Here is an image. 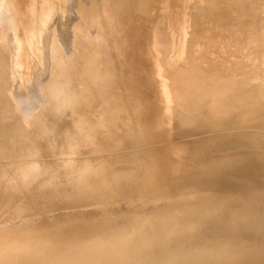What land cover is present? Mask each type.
Returning a JSON list of instances; mask_svg holds the SVG:
<instances>
[{"label": "rangeland", "instance_id": "obj_1", "mask_svg": "<svg viewBox=\"0 0 264 264\" xmlns=\"http://www.w3.org/2000/svg\"><path fill=\"white\" fill-rule=\"evenodd\" d=\"M263 8L264 0H1L0 264H26L27 256L49 252L41 245L60 238L62 231L56 232L51 223L64 219L68 221L62 230L67 232L61 237L132 219L140 225L145 215L167 209H171L167 211L172 218L189 214L194 223L200 224L221 209L219 197L237 199L251 193L260 199L257 208L236 212L245 214L255 226L261 224L264 142L260 147L256 142L264 141V125L249 118L238 125L235 121L236 115L244 118L255 113L257 109L246 93L252 95L250 92L256 93L264 85ZM106 54L109 58H105ZM48 56L52 57V69ZM260 69L262 77L256 74ZM57 70L61 73H54ZM63 75L69 82L64 97L69 104L65 109L55 100L61 92L57 81H63ZM129 87L135 90L125 92ZM42 88L47 97L30 96ZM135 95L143 102L135 103ZM102 96L106 102L104 117L93 112L91 105H75L81 97L103 100ZM191 97L203 98L200 106L204 114L214 103L223 115L231 112L224 111L225 106L236 107L235 116H225L218 126L216 122L209 123L213 128L192 133L191 141L202 143V139L211 138L234 142L233 138L240 136L252 146L244 148L247 152L238 149L227 159L233 162L228 171L210 169L199 174L194 170L176 187L160 185L165 182L162 177L156 185L151 177L157 168V153L167 152L168 161H174L179 171L191 160L184 146L187 139L173 135L176 124L188 125L183 119L185 124L180 123V115L185 110L183 101L191 105ZM263 97L261 94L255 101L264 105ZM207 98L211 99L207 102ZM122 101L131 102L128 105L132 107L120 114V107H126ZM78 124L83 125L79 128ZM197 147L205 149L200 143ZM203 152L197 151L196 155ZM159 156L166 161L164 154ZM258 161L261 166L254 165ZM147 175L146 181L132 179ZM240 176L248 179H239L243 181L241 186L228 190ZM115 179L122 184L130 180L140 183L122 188L112 183ZM140 186L148 187V191L124 196L127 189ZM113 189L121 192L120 197H110L115 193ZM212 199L218 205L211 204ZM191 201L196 213L188 208ZM183 204L189 205L185 208ZM210 204L219 209L213 210ZM207 205L212 210L210 214ZM204 206L206 213L202 211ZM164 227L161 241L165 243L172 229ZM192 231L188 233H192L190 239V235L182 236L190 243L195 237V229ZM226 231L231 234L235 228L226 226ZM89 233L84 246L90 249V245H103L95 233ZM195 238L198 245L185 247L179 253L198 247L192 251H201L202 256H212L208 253L214 252L212 259H216L183 264H264L263 257H256L257 237L243 243L240 259L230 258L237 254L233 251H225L226 255L219 251L223 256L214 249L206 253V237ZM188 241L184 242L190 244ZM258 246L264 251L263 244Z\"/></svg>", "mask_w": 264, "mask_h": 264}, {"label": "bare ground", "instance_id": "obj_2", "mask_svg": "<svg viewBox=\"0 0 264 264\" xmlns=\"http://www.w3.org/2000/svg\"><path fill=\"white\" fill-rule=\"evenodd\" d=\"M259 53H258V55H260ZM261 55H262V53H261ZM106 56H107V54L105 55V58L108 57V56L107 57ZM255 56H256V54H255ZM256 71H258V70H256ZM260 71L262 72L261 69L258 72H260ZM261 72L256 73V74L259 75V74H261ZM259 76L262 77L263 75L262 76L259 75ZM164 78H162V79H164ZM162 83H163V81H162ZM109 85L111 86V84H109ZM109 85H108V87H109ZM101 89H102V87H101ZM134 90L135 89L133 87H129L126 89L125 92L129 93L131 91V93H132V91H134ZM250 93L252 95L246 93V95H247L246 97L248 99H250V101H252L251 104L253 105L254 109H257V110L256 111L254 110L255 111L254 114H251L250 116H247L244 118H239V116L236 115L235 123L237 125L242 124V123H246L245 119L249 118L250 121L256 120V122L258 124L264 125V105L260 104L261 102H259V101H257V102L255 101L257 98L260 97L261 94L262 95L264 94V85L261 86V88H259L256 93L255 92H250ZM140 97H142V96H140ZM144 97H146V95ZM168 97L171 98L170 95H168ZM98 98L100 99V97H98ZM98 98L87 100V99H84L81 97L78 100V102L75 103V105H79V104L91 105L93 108L92 109L93 112H95L97 115L103 116V115H105L104 113H106L105 107L103 106V103L105 100H104L103 96L101 97V98H103V100H98ZM132 98H133V101L135 103L143 102L141 100V98H139L136 95H135V97H132ZM172 99L174 100V97ZM209 99H211V98H209ZM209 99L207 98V102ZM111 100H113V99H111ZM178 100H179V98H178ZM180 101H178V102L180 103ZM202 101H203V98H201V97H191V99L189 100L191 105H189V103H187V101H183L184 104H182V106L184 107L185 110H183L182 113L180 110H178V112L180 111L179 113H181V115H180L181 118L179 117L180 123H184V122L186 123V121H187L189 126L176 124L177 126L176 125L174 126L175 133L173 134V132H171L175 137L184 136L185 139H187V142L184 143V146H185V150H186L187 159L190 157L191 160L190 161L187 160V162L184 164V166H181L182 169L179 171L178 168H175L177 164L175 165L174 161H172V162L168 161V157L170 155L167 154V152L157 153V155L159 157V158H156V161H155L157 168H156L155 172H153L154 175H152V177H151V178L155 179L156 185L159 184V183H157V182H159L158 179L160 177H162L165 180V182H161L160 185L165 183L166 187H170V188L176 187L179 185L178 184L179 180L182 181L183 178H186L185 177L186 175H189L194 170L199 172V174H201L204 171H208L210 169L220 170L221 168H223L221 170V172H223L225 169H227V171H228L231 169L233 162L231 161V159L229 161L227 159H229V157L234 155L238 149L244 150L245 152H247L248 150H246L244 148H249L248 146H252V144L245 141L246 138L240 137V136H235L233 138L234 142H233V140L231 142H229L231 140L230 138H229L230 139L229 141L227 139H211V138L209 139V141L207 139H202V140H205V141H202V143H201V141H198L197 143L194 141H191L192 139H194V136H193L194 133L196 134L198 132H202L203 130L209 131V129H212L213 127L209 126V125H211L209 123L212 122L213 123L212 125H214V123L216 122L215 126L221 125L222 120L224 119L225 116L228 117L229 115L232 114V117H233V116H235V113H236L235 112L236 107L229 105V106H225L224 111L230 110L231 112L226 114V115H223L224 113H223L222 109L218 108L216 103H214L213 107H211V110H209L210 112H208V113L206 112L207 114H204V110H202L203 108H201V106H200L201 105L200 103ZM122 102L126 106L125 108L121 109V107H120V110H118V108L116 107L118 110V113H120V114L124 113L125 109H129L130 107H132V106L128 105L131 102H129V103L128 102L124 103V101H122ZM207 102H206V104H207ZM107 103H108V101H107ZM175 104H174V106H175ZM178 105L176 108L181 106V104L179 106ZM182 106L179 108L181 109ZM170 108H169V111H171ZM176 108H174V111H176L175 110ZM190 109L192 110V112ZM131 110H132V108H131ZM206 111H208V110H206ZM72 112H74V111H72ZM167 113H168V111H167ZM170 115L173 116V111H172V114H170ZM207 115H209V116H207ZM176 116L177 115L174 114V117H176ZM178 116H179V114H178ZM96 119H97V117H96ZM182 119H183V121L184 120L185 121L181 122ZM169 121L174 122V121H176V119L175 120L173 119L172 121L169 119ZM87 122H86V124H87ZM82 125H80V126H82ZM78 126H79V124H78ZM78 126H76V128H78ZM80 126H79V128H80ZM171 126H173V125H171ZM169 127H170V124H169ZM86 128L87 127H85V129ZM69 132H70V130H69ZM67 134H69V133H67ZM172 134H171V136H172ZM71 135H73V133ZM71 135H70V137H71ZM64 136L66 137V135H64ZM70 137H68V138H70ZM77 137H79V136H77ZM66 138L64 140H66ZM56 140H58V139H56ZM59 142H60V140H59ZM59 142H57V143H59ZM262 142H264V141L258 140V142H256V146L260 147L263 144ZM198 143L203 144L205 149H203L202 147H197ZM219 144H220V147L217 146ZM176 145H177V143H176ZM176 145H174V146L176 147ZM178 149H180V148L178 147ZM177 150H176V152H178ZM202 150H205V152H203V154L201 156L196 155L197 151H202ZM159 152H161V150ZM181 153H179V155H181ZM159 154H164L166 161H162L161 160L162 157L160 158ZM183 156H184V154H183ZM180 158L182 159V157H180ZM179 160H177V161H179ZM181 164L182 163H180V165ZM261 164H262V162L258 161L254 165L255 166H261ZM244 170H246V169H244ZM177 171H179V172H177ZM243 175H246V174H243ZM147 177H148V175L145 176L144 178H141V176H139L138 178L136 177V179H134V178H132V179L138 180L140 178L139 180H142V181L145 180L146 181ZM114 178H116V177H114ZM151 178H149V179H151ZM235 179H238V180H235ZM235 179L230 183L228 190H230V189L233 190L236 186L240 187L241 186L240 183H242L243 181L239 180V179H248V178H245V176L244 177L240 176V177H235ZM112 181H113L112 183H119V185L122 188L128 187L130 185L135 186L136 184L140 183V182L134 183L135 181H131V180H130V182L129 181L124 182L123 184L120 181H117L116 179L112 180ZM93 182H97V179H94ZM97 184L100 185L99 182ZM160 185H158V187ZM114 188H116V187H114ZM147 189H148V187L142 188L141 186L135 187V188H130V189H127L125 191V193H123V194H124V196H130V195H135V194L137 195L140 193L143 194V192L148 191ZM115 190H114L115 193L112 196L110 195V197L117 198V195H118V197H120L119 195L121 194V192H116ZM150 190L151 189H149V191ZM98 197L100 198L101 196H98ZM103 198H106V197H101V200ZM223 198H224V196H221L217 199V200L220 199L221 203L223 202V204H222V207L220 210H216L217 212L215 211L216 212L215 216H213V218L211 219L212 214L214 213L213 212L211 214V216L209 217V219H211V220H209L207 222H205V221L201 222L200 224H198L196 222L198 224L197 226L194 225L196 223H194V220H191L192 217H189L188 216L189 214L187 216H179L178 215L179 216L178 218H172V214L168 215V213H170V211H167V210H171V209L156 211V212H153L151 214H148V216L145 215V218L146 217L147 218L140 225H139V222L133 221V219H132V220H127L121 224H117L116 226L114 225L111 227H108L106 225L103 228H101V227L92 228V229H87L84 231L76 230V231L67 233L66 235H64L62 237H61L62 233L65 231L67 232L66 229L62 230V228L65 225V221H68V220L64 219L62 222H53V223H51V225H54L57 228L56 232H59L60 230L62 231L60 234V238L46 242V243L41 245V248H43V249L48 247V250L50 249L49 252L45 251L44 254L42 252H35L30 257L27 256L24 261L26 264H160V263L161 264H183V262H185V261H187V263H196L198 261L202 262V261L215 260L216 259L215 257H214L215 259H212L214 252L211 253L209 251V250L212 251L213 249L215 251L217 250L218 251V252L216 251L217 255H218V253H220L221 256H223L224 254L226 255V253L228 251L237 252V254H234L235 257H230V254L233 252H230V254H228L227 256H229L230 258L240 259L239 256L242 255L243 247H244L243 243L248 242V241L254 239L255 237H257V243L254 244V247L258 250V254L256 255V257L257 258L258 257L264 258V251H261L260 249H262V247L259 248V246H258L259 244L264 245V242H263L264 241V218H261V220H262L261 224H259L258 226H255V224L248 221V219L245 216H243L245 214L236 212V211H242L245 213L248 210L254 211L257 208L258 204L260 203L259 202L260 199L259 200L256 199L255 195H253L251 193L249 195H247V194L239 195V198H237V199L223 200ZM196 199H197V197H196ZM95 200H97V199H95ZM234 200H237V201H234ZM210 201H208V202H210ZM232 201L235 202L237 206L236 205L232 206V204H234V203H232ZM66 202H67V200H66ZM192 202L193 201L189 202V204H192L191 206L188 204L190 207L186 204V206H188L189 209H195L196 205L193 207L194 204ZM197 202L199 204V199L197 200ZM197 202H196V204H197ZM201 202H202V200H201ZM214 202L216 203L218 201L213 200V202L211 204H214ZM221 203H219V204L221 205ZM184 204H183V206H185ZM201 204L202 203H200V206H202ZM206 204H208V203H206ZM211 204H210V207H211ZM186 206H185V208H186ZM213 206L211 207L212 209H213ZM210 207H208V205L206 207V209H208V214H210L209 212L212 211L210 209ZM188 208H187V210H188ZM216 208H217V206L214 207V209H216ZM203 209H204V211L206 210L205 206L202 207V211H203ZM217 209H219V208H217ZM180 210H181V208H180ZM196 210L197 209H195L194 213L197 212ZM188 211H186V212H188ZM190 212H191V210H190ZM206 212H207V210L205 211V213ZM194 213H192V214H194ZM208 214H206V215H208ZM184 215H185V213H184ZM216 215H219V216H216ZM205 219H208V218L206 217ZM164 226L169 227V230L172 229L169 235L166 234L169 237L165 243L163 241H161V236L164 234V229H165ZM226 226H233L235 228V232L229 234L226 231ZM166 229H168V228H166ZM194 229H195V233L193 235H195V237H200V236L206 237L205 243H209V244H207V246L209 248H207L204 251L205 252L207 251L206 253H208V251H209L210 253H208V254H211L212 256H202V255H200L201 251H192L198 247L193 248V249H191L192 248L191 247V248H189L191 250L188 249V251L185 250L187 252L179 253V252H182L185 249V247L198 245L196 243L197 240L195 237L192 238L191 243L189 242L191 240L188 241V239H190L191 235H192V233H191V235L188 233ZM114 230H117V236L116 237L114 236ZM222 231H224L227 234L222 233ZM89 232L95 233L94 234L95 238L99 241H102L100 243L103 245L101 246V245H98V243L97 244L93 243L94 246L90 245V249H89V247L84 246L83 242L86 240V237H87L86 235ZM185 234L187 236L190 235V237H188V239H187L186 238L187 236H186L185 237L186 239L184 240L183 237L185 236ZM67 235H68V239H65ZM100 237L102 238V240H100ZM184 241L185 242L188 241V243H190V244H187ZM258 241H260V242H258ZM38 250H40V248ZM38 250H36V251H38ZM204 251H202V252L204 253ZM219 251H221V252L224 251L223 252L224 254L219 252ZM225 251H227V252H225ZM34 255L38 256V258L34 257ZM214 256H216V255H214ZM13 260L14 259H12L11 261H13ZM221 263H226V261L222 260Z\"/></svg>", "mask_w": 264, "mask_h": 264}, {"label": "water", "instance_id": "obj_3", "mask_svg": "<svg viewBox=\"0 0 264 264\" xmlns=\"http://www.w3.org/2000/svg\"><path fill=\"white\" fill-rule=\"evenodd\" d=\"M48 66L51 67L52 66V57H49L48 56ZM52 69V67H51ZM61 73V70H57L55 71L54 73ZM66 79V76L63 75V81H57V87L59 88V90L61 91L60 94H57V97L55 98L56 101H58L59 103H56L57 105L59 104V107L62 108V109H65L68 107V101L64 99V97H67V93L66 92V87H68L67 85H69V82ZM38 95V96H42V97H47L46 96V92H45V88H42L41 91H37L35 90L34 94L33 95H30V96H34V95ZM33 104V102L31 103ZM31 106V105H30ZM28 176V175H26ZM29 177V176H28ZM30 178V177H29Z\"/></svg>", "mask_w": 264, "mask_h": 264}]
</instances>
